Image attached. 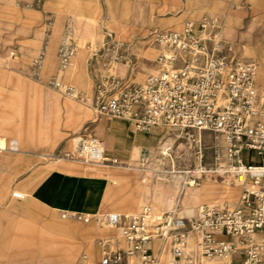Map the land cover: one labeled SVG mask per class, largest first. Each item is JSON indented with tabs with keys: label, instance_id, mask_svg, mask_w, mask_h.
Instances as JSON below:
<instances>
[{
	"label": "rangeland",
	"instance_id": "rangeland-1",
	"mask_svg": "<svg viewBox=\"0 0 264 264\" xmlns=\"http://www.w3.org/2000/svg\"><path fill=\"white\" fill-rule=\"evenodd\" d=\"M204 5L215 6L209 0H0V133L18 136L25 142L21 152L0 149V264H78L77 261L80 264L84 234L56 231L46 226L50 220L66 226L91 225L96 230L101 227V232L95 231L89 237L96 251L89 253L91 260L84 263L94 264L107 244L102 243V238L116 233L102 219V213L135 212L147 201L155 207L172 202L180 177L160 183L154 179L149 183L147 178L154 168L169 166V157L161 154L170 152L175 166H183L190 160L188 142L172 128H162L161 138L153 147L145 145L152 154L142 168L136 167L138 149L125 160L117 155L120 166L86 164L63 157L72 150L76 135L102 136L101 131L108 129L106 124L113 126L115 120L140 130L122 118L107 120L97 116L85 102L60 93L49 82L53 75L61 74L64 80L87 93L100 76L141 80L145 74L157 73L165 66L156 62L158 53L171 52L147 42L144 35L150 28L179 29L187 19L206 17L222 22L223 37L239 59L256 62V82L264 89V0H223V5L213 12L202 9ZM232 12L238 13L234 29ZM168 19L177 22H165ZM64 34L76 52L72 63L61 70L58 46ZM52 49L55 59L47 64ZM37 55L41 56L40 78L33 76L31 67V60ZM67 101L75 105L72 111ZM72 114L76 122L68 127ZM201 140L206 162L211 164L212 147L215 143L222 147L223 138L204 131ZM40 152L54 153L50 157L56 159L44 157ZM57 167L95 173L98 182L108 186V203L102 213L85 221L70 217L68 211L46 207L31 197L32 185ZM213 177L216 174L205 173L201 180L186 188L182 194L183 213L187 214V207L195 211L198 204L215 199L197 200L195 190L200 186L206 187L208 195L218 188L219 195L227 194L236 200L239 194L236 181L221 177L211 180ZM19 188L27 193L24 198L11 194L12 189ZM119 198L128 199L127 204H116ZM42 233L59 240L42 239ZM114 243V247L121 245ZM71 247L73 258L67 260L65 250ZM168 258L167 254L163 257L164 264H168ZM223 261L218 259L214 264Z\"/></svg>",
	"mask_w": 264,
	"mask_h": 264
},
{
	"label": "built area",
	"instance_id": "built-area-1",
	"mask_svg": "<svg viewBox=\"0 0 264 264\" xmlns=\"http://www.w3.org/2000/svg\"><path fill=\"white\" fill-rule=\"evenodd\" d=\"M144 37L171 51L156 56V62L165 65L157 73L145 74L141 80L100 76L90 93L61 74L49 79L60 93L85 102L107 120L122 118L141 131L157 125L177 130L190 150V160L183 166H175L170 152L161 154L169 157V166L154 168L147 178L149 183L152 179L160 183L180 177L172 202L155 207L147 201L135 212L102 214L121 245L113 248L104 242L94 264H164L166 254L168 264H214L218 259H224L223 264H264V89L256 82V62L241 60L232 52L222 22L214 18L187 19L179 29L152 27ZM75 52L64 34L58 46L61 70L72 63ZM40 61V55L31 60L36 78H40ZM204 131L223 138L222 147L217 143L212 147L211 164L216 178L236 181L239 194L233 202L216 197L185 214L182 194L201 180L197 170L208 164L205 146L196 135ZM106 144L103 136L80 133L63 157L121 165L107 154ZM151 154L140 146L136 167L142 168ZM69 215L85 221L92 217Z\"/></svg>",
	"mask_w": 264,
	"mask_h": 264
},
{
	"label": "crops",
	"instance_id": "crops-1",
	"mask_svg": "<svg viewBox=\"0 0 264 264\" xmlns=\"http://www.w3.org/2000/svg\"><path fill=\"white\" fill-rule=\"evenodd\" d=\"M215 6L207 7L204 5L202 9L213 12L219 9L223 5V0H209ZM201 9V10H202ZM189 14V13H188ZM190 16L191 13L189 14ZM233 17V29L236 27L238 23V13L232 12ZM165 22L176 23L175 19H168ZM54 53L53 49L51 50L50 55L48 56L47 64H51L54 62ZM70 111L75 108V105L72 102L67 101ZM76 122L75 116L72 114L67 121V126H73ZM163 127L155 126L148 129L146 132L144 131H135L127 126L125 123L115 120L113 122V126L109 125L107 130L101 131V135L106 139L107 144L105 150L108 155H111L117 158V155L121 156L122 159H128L131 157L133 152L138 149L140 146L147 145L148 147H153L154 142H159L161 138V129ZM3 129V128H1ZM139 130V129H138ZM203 133V132H202ZM163 142V141H162ZM25 142L22 138L11 135L6 137L3 133H0V149H10L16 152L24 151ZM40 155L50 158L56 159L54 153L51 152H40ZM101 165L103 164L98 163ZM115 165V164H111ZM117 166V165H116ZM120 166V165H118ZM205 166L211 167L212 164H207ZM203 176V175H202ZM200 176V177H202ZM211 180H216L215 177L211 178ZM107 187L103 184L99 183L95 173H87L82 172L78 173L75 171H69L65 168L57 167L53 168L47 173H45L39 180H37L30 189L31 197L43 204L46 207H50L52 209H60L68 212H79L84 216H94L96 214L102 213L101 210L108 203V192ZM14 193L19 194L20 198H24L27 193L22 188L12 189L11 194ZM218 188L212 192L211 195H208V190L205 186H200L195 190V198L197 200L209 199V198H222L225 197L227 200H232L227 194L219 195ZM128 199L119 198L116 204L126 205V201ZM187 214H191L193 209L191 207L185 208ZM108 212V211H106ZM116 212V211H115ZM103 214V213H102ZM46 226H50V228L59 231V232H67V231H77L78 233L84 234L83 240V249L84 253L82 254L79 260L80 264H84L91 260V255L96 251L94 246H91L89 243V237L91 233L95 231L101 232V227L99 230H96L93 226H80V225H71L66 226L65 224L59 222L58 220H50ZM42 239H46L47 241H57L59 238L54 235H49L48 233H42L40 235ZM65 258L67 260H72L74 249L67 248L65 250ZM165 256V255H164ZM169 257V256H168ZM169 260V259H168ZM76 263L79 264V261Z\"/></svg>",
	"mask_w": 264,
	"mask_h": 264
},
{
	"label": "bare ground",
	"instance_id": "bare-ground-1",
	"mask_svg": "<svg viewBox=\"0 0 264 264\" xmlns=\"http://www.w3.org/2000/svg\"><path fill=\"white\" fill-rule=\"evenodd\" d=\"M158 54H162V55H169V52L168 51H162L161 53H158ZM157 126H160V127H163V128H167V127H165V126H161V125H157ZM152 127H155V126H152ZM151 128V127H150ZM149 128V129H150ZM147 131V130H146ZM146 131H144V132H146ZM197 138L198 139H200L201 138V135H202V132H197ZM205 173H212V174H215V168L213 167V165L211 166V167H206L205 165L202 167V168H200V169H198L197 170V175H198V177L200 178V176H202L203 174H205ZM219 177H221V176H219ZM222 178V177H221ZM224 179H227V178H224ZM227 180H229V179H227ZM230 181V180H229ZM224 201H229V202H233V201H235V199H232V200H227V199H224ZM193 212H194V210H193ZM192 212V213H193ZM191 213V214H192ZM93 217V216H92ZM98 219H100V218H98ZM102 243H104V242H106V241H108V243H109V246L110 247H114V242H116V244H118L119 242L118 241H116L115 240V236L114 235H110V236H108V237H103L102 238Z\"/></svg>",
	"mask_w": 264,
	"mask_h": 264
}]
</instances>
